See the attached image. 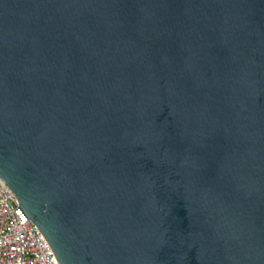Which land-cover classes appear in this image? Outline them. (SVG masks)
<instances>
[{
  "label": "water",
  "instance_id": "obj_1",
  "mask_svg": "<svg viewBox=\"0 0 264 264\" xmlns=\"http://www.w3.org/2000/svg\"><path fill=\"white\" fill-rule=\"evenodd\" d=\"M0 179L60 264H264V0H0Z\"/></svg>",
  "mask_w": 264,
  "mask_h": 264
},
{
  "label": "built area",
  "instance_id": "obj_2",
  "mask_svg": "<svg viewBox=\"0 0 264 264\" xmlns=\"http://www.w3.org/2000/svg\"><path fill=\"white\" fill-rule=\"evenodd\" d=\"M0 264H60L45 235L1 179Z\"/></svg>",
  "mask_w": 264,
  "mask_h": 264
}]
</instances>
